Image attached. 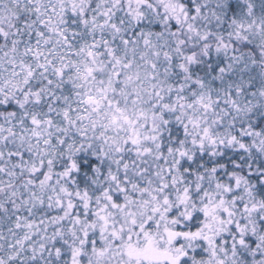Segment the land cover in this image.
<instances>
[{"label":"snow or ice","instance_id":"snow-or-ice-1","mask_svg":"<svg viewBox=\"0 0 264 264\" xmlns=\"http://www.w3.org/2000/svg\"><path fill=\"white\" fill-rule=\"evenodd\" d=\"M0 264H264V0H0Z\"/></svg>","mask_w":264,"mask_h":264}]
</instances>
